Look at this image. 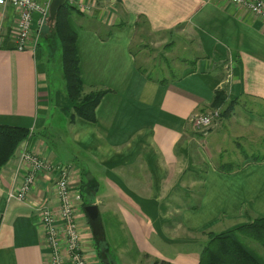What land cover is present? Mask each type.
I'll use <instances>...</instances> for the list:
<instances>
[{"label":"crops","instance_id":"1","mask_svg":"<svg viewBox=\"0 0 264 264\" xmlns=\"http://www.w3.org/2000/svg\"><path fill=\"white\" fill-rule=\"evenodd\" d=\"M36 1L46 6L51 0ZM66 1L80 13L69 25L83 91H111L97 106L95 123H68L60 111L50 119L47 69L37 56L40 39H49H38L39 15L31 21L29 46L36 40L35 48L19 51L18 11L0 7V125L32 134L0 170V264H51L38 209L49 207L59 221L54 185L60 167L69 170L71 195L81 197L74 200L75 219L86 264L100 263L83 200L97 207L117 264H197L202 247L183 233H221L264 216V21L224 0ZM137 35L164 45L166 67L158 68L149 49L134 50ZM218 91L227 103H238L226 121L230 130L260 146L258 153V147L248 151L262 157L228 173L210 162L228 134L200 136L190 123L213 108ZM59 104L56 94L55 111ZM57 127L58 142L77 154L66 164L42 134ZM24 148L47 166L18 201L8 194L30 171L18 161ZM66 243L61 232L59 252L70 264Z\"/></svg>","mask_w":264,"mask_h":264},{"label":"trees","instance_id":"2","mask_svg":"<svg viewBox=\"0 0 264 264\" xmlns=\"http://www.w3.org/2000/svg\"><path fill=\"white\" fill-rule=\"evenodd\" d=\"M97 2L109 0H96ZM119 2V0H115ZM72 14H80L76 7L65 1L57 10L53 20L51 38L47 41L49 46L55 42L60 44L59 58L61 80L63 83L62 96L60 97L59 111L73 123L76 119L88 123H95V110L101 99L111 90L92 88L84 93L80 78L79 55L76 50V34L69 25ZM118 27V26H117ZM46 41V40H45ZM237 101L225 103L224 93H215L213 108L224 107L220 118L227 119ZM224 103L226 104L224 106ZM31 131L21 127L0 125V170L14 157L19 146L31 136ZM260 162L261 156L253 157ZM239 169V168H237ZM219 170L232 172L234 167L229 164H220ZM81 197L79 196V201ZM82 203V209L89 202ZM87 217V216H86ZM91 233L92 246L95 256L100 264H117L113 253L106 241L102 222L86 218ZM207 241L201 248L197 264H264L262 259L246 241L255 242L264 250V216L257 217L249 223L235 229L221 233H207ZM152 264H169L165 261L154 260Z\"/></svg>","mask_w":264,"mask_h":264},{"label":"built area","instance_id":"3","mask_svg":"<svg viewBox=\"0 0 264 264\" xmlns=\"http://www.w3.org/2000/svg\"><path fill=\"white\" fill-rule=\"evenodd\" d=\"M234 6L242 7L248 10L251 14L264 21V0H224ZM11 6L18 11L17 23V39L16 48L19 51L25 49H34L35 42L29 46L31 34V21L32 15L38 14V30L37 35L40 33V28L44 22H48V5L41 6L34 0H0V7ZM227 66V65H226ZM226 82L231 78V66L226 67ZM220 111L216 110L208 115H198L192 121L193 129L197 132L211 127L213 121L219 117ZM20 164L28 163L30 171L25 176L23 182L17 190L12 189L9 194V199L22 201L25 199L29 191L32 189L35 181L36 174L47 165L45 162L33 154H30L26 148L22 149L18 155ZM57 179L55 181V194L59 201V221H57L55 213L47 206H42L38 209L41 222L44 230V238L51 249L52 259L51 264H64V257L59 252V238L61 232L64 233L66 238V256H68L70 264H86L83 251L80 244V236L78 227L75 222V204L74 200H79L71 195L68 186L69 170L67 167L58 168Z\"/></svg>","mask_w":264,"mask_h":264},{"label":"rangeland","instance_id":"4","mask_svg":"<svg viewBox=\"0 0 264 264\" xmlns=\"http://www.w3.org/2000/svg\"><path fill=\"white\" fill-rule=\"evenodd\" d=\"M34 1L37 4H39L38 1H36V0H34ZM39 5H41V4H39ZM37 25H38V23H37ZM52 26H53L52 22H49V21L48 22L47 21L44 22V24L40 28V33H39L38 39H39L40 36H43L45 38L50 39L51 38L50 36H51V33H52ZM158 42H159L158 40H157V42H151V41L148 40V38H145V37L144 38H140L137 35V38L134 40L132 46H133L135 51H139L140 49H149V53H148V55L150 54L149 57H153L154 60L160 62L162 67H158V68L162 70V68L166 67V65L168 63L166 61H163V59H162V55L164 56L165 53H166L164 45L162 46V44H159ZM60 53H61V48H60V44L58 42L55 45L52 44V45L49 46V43L47 41H45V40L41 41V39H40V41L38 43L37 56H38V64L40 65L42 63L43 66L47 69V76H48V79H47L48 80L47 81L48 90L47 91L49 92V101H50V105H51L50 119L51 118L53 119L55 114H56V116H58L57 113H58L59 110L55 111V107L53 106L55 104V95L58 94V99L60 101V99H61L60 97L63 94L62 93L63 83H62V80H61V70H60V63H59ZM227 66H229V64ZM227 66L224 67L225 72H226V69H227L226 67ZM231 73H232V68H231ZM226 102L227 101H225V103ZM225 103H224V106L226 104H228V103H226V104ZM236 105H238L237 102L234 104V108L236 107ZM223 108H224L223 106L220 107V108H212L209 112L207 111V112H205L203 114L195 115L191 119V122H190L191 126H192L193 119H195L196 117H199L200 115H208L209 113H211L213 111H216V110L221 112V110ZM234 108H233L231 114L233 113ZM241 110L244 111L245 108L242 107ZM231 114H230V116L227 119H223V118L221 119L220 116H219L217 119H215L213 121L211 127H209L206 130H203V131H201V132H199L197 134L202 136V135H205L207 132H209L211 130L212 131L218 130L220 132V134L226 132L228 135H227V138L226 139L224 138L225 140L222 141L220 153L215 154L213 156V159L210 160V162L215 164V165H218V164L219 165L220 164H229L232 167H234V169H237V168H240L243 164L246 163V162H244V161H246L245 159L250 158L251 160H253V157L256 155V153L259 152L258 150L260 149V146H257L258 148L254 147V146L250 147L251 145H249L248 143L246 144V141H243L240 138H237V137L234 136V133L237 130L236 129L235 130H230L231 129L230 126L227 125V123H226V121L231 117ZM49 123H50V121H49ZM223 123L226 124V126L222 127L221 124H223ZM229 123L230 122H228V124ZM59 128L60 127H57L56 129H54V130H56V133L55 132H51L49 130V128H47V130L45 132H42V134L44 135V137H46V140L49 143V145L51 146V148L56 153L59 154L60 159L65 160V162H63V163L66 164V163H68V160H66V158L72 159L73 157L77 156V154H75V152L73 151L75 148H71V146L69 148H67L70 144L66 143L64 145V147H63V146H61V141L58 142V138H56V137H59L58 136V134H59V130L58 129ZM203 142L204 143H203L202 147L205 149V146L207 144L206 143L207 140H206V142L205 141H203ZM249 147L250 148H255V149L257 148L256 149L257 152L253 155V157L251 155H249V151H248ZM255 149H254L253 152H255ZM202 166H203L202 170H205V165H202ZM199 182H198V184L194 185L195 186V188H194L195 194H193L192 196H194L195 199L199 196V194H198L199 191H200ZM187 195L191 196V194H189V193H184L183 194L184 197L187 196ZM75 222H76V220H75ZM235 228H237V227H235ZM235 228H233V229H235ZM209 233H211V232H209ZM183 237L187 238L188 241H194V244L199 241V245H201V247H203L204 244L207 241V236H206L205 233H202L199 236H196V235L193 236V235H190L189 233L185 232V233H183ZM185 244H186L185 246H187V245L191 246V244H193V243L189 242V243H185ZM246 244L251 249H253L262 259H264V250L261 248L260 245H258L255 242H251V241H246Z\"/></svg>","mask_w":264,"mask_h":264},{"label":"water","instance_id":"5","mask_svg":"<svg viewBox=\"0 0 264 264\" xmlns=\"http://www.w3.org/2000/svg\"><path fill=\"white\" fill-rule=\"evenodd\" d=\"M66 0H51L48 5V21L53 22L55 18V14L58 8L65 2ZM84 213L86 214L87 218L91 221L96 220L98 217V210L95 205H87L84 207Z\"/></svg>","mask_w":264,"mask_h":264}]
</instances>
